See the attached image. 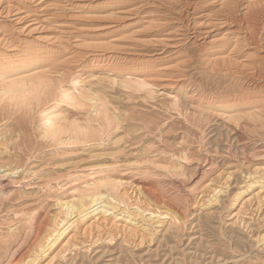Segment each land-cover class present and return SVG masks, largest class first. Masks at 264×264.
<instances>
[{"label": "bare ground", "instance_id": "obj_1", "mask_svg": "<svg viewBox=\"0 0 264 264\" xmlns=\"http://www.w3.org/2000/svg\"><path fill=\"white\" fill-rule=\"evenodd\" d=\"M111 84L142 92L143 98L163 91L164 109L177 112L188 123L177 146L167 144L151 157L158 142L154 138L165 137L158 119L126 104L115 105L105 90ZM36 115L41 136L58 145L87 143L123 129L129 137L125 143L140 146L130 164L135 167L142 160L148 167L156 165L161 159L158 153L169 150L178 161L164 172L176 179H156L158 195L185 208L201 186L213 193L209 205L220 202L222 191L216 187L220 182L213 187L212 176L221 169L213 158L195 166L191 182L196 186L191 190L182 187L178 176L185 174L183 161L192 159L186 137L204 132L212 117H222L224 139H233L243 162L256 166L254 174H259L250 179L247 189H263L264 0H0V116L7 118L13 132L0 142L1 157L7 155L6 161H0V172L3 167L10 175L17 172L19 152L31 139L29 124ZM253 133L261 138L248 143ZM159 171L158 176L164 174ZM5 175H0V208L8 203L1 181ZM89 180L74 189L71 199H57L62 215L53 217L41 252L77 227L76 221H85L99 201L102 205L89 217L90 226L110 215L130 221L139 216L144 230L156 236L159 228L169 230L178 220L167 211L140 206L130 212L124 205L118 213L125 202L121 180L107 173ZM241 195L235 193L233 201ZM253 201L248 197L244 202ZM110 209L116 214H107ZM30 210L15 209L18 223L0 229V264H8L35 233ZM259 242L264 250V236ZM66 245L67 241L61 246ZM37 259L30 257L26 264H36Z\"/></svg>", "mask_w": 264, "mask_h": 264}, {"label": "rangeland", "instance_id": "obj_2", "mask_svg": "<svg viewBox=\"0 0 264 264\" xmlns=\"http://www.w3.org/2000/svg\"><path fill=\"white\" fill-rule=\"evenodd\" d=\"M105 90L115 105L126 104L158 119V128L164 130L165 137L154 138L158 142L156 140L151 150L153 153H149L151 157L157 149H166L167 144L175 147L181 141L188 123L177 112L164 109L160 95L163 91L159 92V96L155 93L143 98L144 93L122 89L118 84H111ZM37 117L29 124L31 139L23 143L19 152L21 163L17 172L15 170L16 173L10 175L5 170L8 167H3L0 172L2 176L7 174L1 181L2 185H6L9 195L8 203L0 208V229L4 231L10 226L14 227L20 216L13 211L28 206L34 215L31 228L36 233L8 259V264H26L30 257H38L36 264H264V250L260 247L262 242H259L264 236V188L247 189L250 179L259 174H254L256 166L243 162L239 145L233 139L231 143L224 139L226 127L222 117H212L204 132L196 131L186 137L192 159L190 162L183 161L186 164L185 174L178 176L182 187L191 190L196 186L191 182L195 166L213 158L217 169L222 171L212 176L216 179L213 187L217 185L222 191L218 193L220 202L209 205L208 200L213 193L211 189L201 186L187 208L168 197L158 195L156 179H176L164 172V168L172 169L178 161L168 153L169 150L158 153V157H161L158 158V164L148 167L149 163L142 160L135 167L130 164L135 162L134 155L140 146L125 143L129 137L126 138L123 129L113 130L87 143L58 145L41 136L36 126L39 123ZM8 123L7 118L0 116V142L13 134ZM255 134L248 135L246 141L252 143L261 138ZM2 149L0 144V151ZM1 155L0 161H6L7 155H3V158ZM159 170L164 174L158 176L161 173ZM106 173L111 179H120L123 184L120 192L125 202L118 207V213H121L124 205L130 212H134L136 206L152 211H167L177 217L176 224L169 230L159 228L156 236L144 230L139 216L130 221L129 218L114 220L110 215L90 226L93 220L89 217L102 205L99 201L87 213L85 221H76L77 227L69 228L60 236L56 245L41 252L40 243L53 227V217L62 215L59 214L57 199H71L75 194L74 189L84 186L92 177ZM237 192L242 195L233 201ZM248 197H254V201L244 202ZM258 199H261L260 204ZM25 201L26 205H22ZM10 205L12 207L8 208ZM116 211L110 209L107 214H116ZM76 219L72 218L70 222ZM201 224L206 226L202 227ZM66 241L67 245L62 248L61 245ZM257 254L261 257H257Z\"/></svg>", "mask_w": 264, "mask_h": 264}]
</instances>
